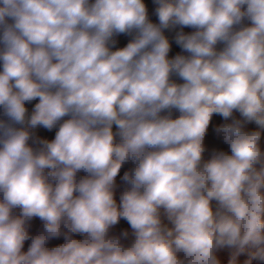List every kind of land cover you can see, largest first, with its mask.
<instances>
[{"label": "clouds", "instance_id": "9594fccd", "mask_svg": "<svg viewBox=\"0 0 264 264\" xmlns=\"http://www.w3.org/2000/svg\"><path fill=\"white\" fill-rule=\"evenodd\" d=\"M0 264H264V0H0Z\"/></svg>", "mask_w": 264, "mask_h": 264}, {"label": "crops", "instance_id": "0c3cea01", "mask_svg": "<svg viewBox=\"0 0 264 264\" xmlns=\"http://www.w3.org/2000/svg\"><path fill=\"white\" fill-rule=\"evenodd\" d=\"M186 31H187V30H186ZM124 43H125V41H124L123 39H121V46H122ZM173 51H174V52H175V51H178V49L174 46ZM29 107H31V106L29 105ZM114 131H115V128H114ZM45 135H48L49 138H51L53 134L45 133ZM126 167H127V166H126ZM81 175H83V173H81ZM122 225H124V222H122ZM124 226H126V225H124ZM241 259H243V258H241Z\"/></svg>", "mask_w": 264, "mask_h": 264}]
</instances>
